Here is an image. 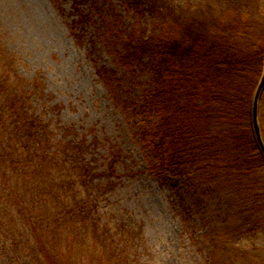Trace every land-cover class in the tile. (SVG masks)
I'll return each instance as SVG.
<instances>
[{
	"label": "trees",
	"instance_id": "1",
	"mask_svg": "<svg viewBox=\"0 0 264 264\" xmlns=\"http://www.w3.org/2000/svg\"><path fill=\"white\" fill-rule=\"evenodd\" d=\"M118 2L72 0L70 29L83 40L91 27L115 67L146 77L135 101L122 103L147 170L171 185L182 222L199 220L210 264H264V155L252 123L264 16L251 12L253 0L216 14H186L168 0ZM4 45L0 35V264H135L142 224L100 206V174L80 142L46 119L38 86ZM95 72L121 98L116 72ZM258 122L264 142V90Z\"/></svg>",
	"mask_w": 264,
	"mask_h": 264
},
{
	"label": "rangeland",
	"instance_id": "2",
	"mask_svg": "<svg viewBox=\"0 0 264 264\" xmlns=\"http://www.w3.org/2000/svg\"><path fill=\"white\" fill-rule=\"evenodd\" d=\"M118 1L109 0L110 5ZM168 1L186 14L207 6L216 14L232 0ZM252 5L254 16H264V0H253ZM81 7L86 10V1ZM73 18L72 0H0L4 46L18 59L23 78L38 86L34 100L46 119L67 139L80 142L86 159L100 174V206L113 212L128 210L142 224L146 246L134 263L210 264L207 245L199 240V220L189 216L182 222L174 212L171 185L147 170L135 137L136 122L122 103L135 101L146 77L132 79L115 67L91 27H85L83 40H78L70 29ZM124 19L128 21L126 14ZM96 66L116 72L121 98L109 94ZM249 243L244 238L240 245Z\"/></svg>",
	"mask_w": 264,
	"mask_h": 264
},
{
	"label": "water",
	"instance_id": "3",
	"mask_svg": "<svg viewBox=\"0 0 264 264\" xmlns=\"http://www.w3.org/2000/svg\"><path fill=\"white\" fill-rule=\"evenodd\" d=\"M264 90V69L260 76V79L258 81V84L256 86V89L254 91L253 95V101H252V123H253V129L254 133L257 139V142L262 150V153L264 155V142L262 140L261 132H260V126L258 122V104L259 99Z\"/></svg>",
	"mask_w": 264,
	"mask_h": 264
}]
</instances>
